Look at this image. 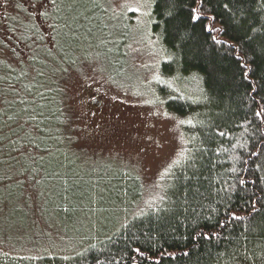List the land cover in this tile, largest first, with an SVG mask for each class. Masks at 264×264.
I'll list each match as a JSON object with an SVG mask.
<instances>
[{"label": "snow or ice", "instance_id": "1", "mask_svg": "<svg viewBox=\"0 0 264 264\" xmlns=\"http://www.w3.org/2000/svg\"><path fill=\"white\" fill-rule=\"evenodd\" d=\"M0 13L12 22L0 29V250L35 264H162L222 243L209 264H264V0H0ZM94 85L135 101L137 132L116 151L122 187L45 143L86 146L76 102ZM49 183L60 192L42 227L23 189Z\"/></svg>", "mask_w": 264, "mask_h": 264}, {"label": "rangeland", "instance_id": "2", "mask_svg": "<svg viewBox=\"0 0 264 264\" xmlns=\"http://www.w3.org/2000/svg\"><path fill=\"white\" fill-rule=\"evenodd\" d=\"M4 13H0L1 24L0 29L10 27L8 24V20L5 19ZM11 15H15V12H12ZM132 15V14H129ZM6 33L0 31V37L3 38ZM128 43H133V46H137L131 37L129 39L124 40L120 46L119 55L123 60V53L128 51L124 45ZM23 47V46H22ZM51 47V45H49ZM28 51V49H24ZM129 63L139 64L144 57L137 56L136 54H132L129 58ZM97 85H94L92 89H89L83 93L85 98V103L79 104L77 101V114L82 110L86 115L76 122L77 131L73 133V135L79 136L78 143L86 145L85 147H76L69 146L64 147L60 146V151L56 152V149L53 152L56 153V157L63 161L65 165H68L72 169H77L83 175L85 172L90 173L91 178L95 181L98 177L103 176L105 180H111L112 183L118 184V186H123L124 183L130 184L131 181H122L120 179V175L118 173L119 160L116 158V151H120L122 155H125L123 152L122 145L124 144V140L128 136H133L137 132L136 124L139 122L137 110L133 109L132 104L135 102L134 98L129 96L127 98V103H120V100L125 99L123 94L121 93L118 100L111 101L108 97L103 96L102 94L105 92L107 86L100 87V92H96L95 88ZM95 96V100L92 97ZM95 112L96 115L92 116L91 113ZM99 124L101 128H96L95 126ZM81 129H83V133H81ZM142 131V129H141ZM53 142V141H52ZM54 143V142H53ZM165 153L161 154L160 158L154 163L151 168V172H149L148 177L151 178L156 170L160 167V165L164 161ZM73 153L76 155L73 156ZM65 154L71 159L72 163L69 165V160L65 159ZM79 157L77 159L76 157ZM46 159H50L46 156ZM115 177V178H113ZM89 179V176H85V180ZM11 184V182H8ZM54 183V182H53ZM53 183L46 184L42 186L41 191L43 195H41V191H36L32 189L30 186L24 191V198L28 200L30 205L29 207H25L24 211L27 213L29 222L32 219H36L39 221L40 225L45 226L46 217L41 216L42 205L44 204L47 198H51L55 200L57 198V193L60 192L59 186H53ZM7 187L5 185H0V195L7 192ZM12 190L14 192L20 191L16 189L15 185H12ZM113 224H108L107 227H111ZM4 249L9 251L18 253L19 248L11 250L10 245H3Z\"/></svg>", "mask_w": 264, "mask_h": 264}, {"label": "trees", "instance_id": "3", "mask_svg": "<svg viewBox=\"0 0 264 264\" xmlns=\"http://www.w3.org/2000/svg\"><path fill=\"white\" fill-rule=\"evenodd\" d=\"M1 19V17H0ZM0 24H1V20H0ZM8 24L11 26L12 22L10 20H8ZM1 38V37H0ZM23 45H20V47H22ZM32 47H36V45H33ZM42 139H44L42 137ZM45 143L47 145L48 148H50L52 151L56 149V145L52 142V140H45ZM44 144L41 145V150L44 148ZM6 151V150H5ZM39 158V157H37ZM20 159L22 161H24L25 163L27 162V158L26 157H20ZM113 228V226L109 227L108 229ZM95 242V241H94ZM226 244H213V245H203L202 248H198L196 249V253L197 255H200V264H209V258H208V252L211 251L213 255H215V252L217 251V248H220L221 250L226 247ZM99 247V245H98ZM15 251V250H14ZM5 252H7L8 254L5 255ZM17 254L15 252L9 251L7 249L2 248V250H0V264H35V262H31V261H20L17 259ZM197 255H194L192 257V260L189 261L186 258H182V257H178L177 261L175 262H170L168 260H164L162 261V264H196V259H197ZM50 264H61L60 261H54V262H50Z\"/></svg>", "mask_w": 264, "mask_h": 264}]
</instances>
